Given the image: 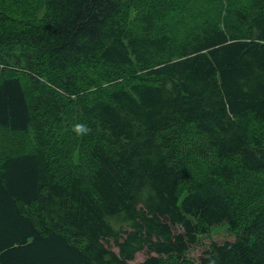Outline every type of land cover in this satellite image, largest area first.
Wrapping results in <instances>:
<instances>
[{
  "label": "trees",
  "instance_id": "trees-1",
  "mask_svg": "<svg viewBox=\"0 0 264 264\" xmlns=\"http://www.w3.org/2000/svg\"><path fill=\"white\" fill-rule=\"evenodd\" d=\"M0 129V264H264V0H0Z\"/></svg>",
  "mask_w": 264,
  "mask_h": 264
},
{
  "label": "rangeland",
  "instance_id": "rangeland-1",
  "mask_svg": "<svg viewBox=\"0 0 264 264\" xmlns=\"http://www.w3.org/2000/svg\"><path fill=\"white\" fill-rule=\"evenodd\" d=\"M9 136H11V141L16 140L20 141L24 138V136H14L7 135L6 132L0 129V143H9ZM24 140V139H23ZM235 234L230 229V225L228 223H223L222 225L214 228L209 236L202 237L201 242L193 248L189 253V258L195 262H199L202 254L205 250H207L213 243H223L226 240H234ZM146 258V253H139L136 257V260L131 264H136L143 261Z\"/></svg>",
  "mask_w": 264,
  "mask_h": 264
},
{
  "label": "clouds",
  "instance_id": "clouds-1",
  "mask_svg": "<svg viewBox=\"0 0 264 264\" xmlns=\"http://www.w3.org/2000/svg\"><path fill=\"white\" fill-rule=\"evenodd\" d=\"M71 130L77 136H80V137L89 135L92 132V129L86 123H82V122H77V123L72 124Z\"/></svg>",
  "mask_w": 264,
  "mask_h": 264
}]
</instances>
